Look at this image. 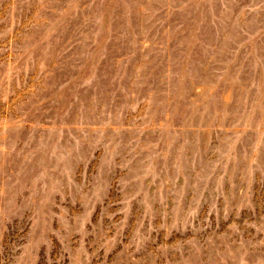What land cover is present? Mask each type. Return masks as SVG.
Here are the masks:
<instances>
[{
    "label": "rangeland",
    "instance_id": "rangeland-1",
    "mask_svg": "<svg viewBox=\"0 0 264 264\" xmlns=\"http://www.w3.org/2000/svg\"><path fill=\"white\" fill-rule=\"evenodd\" d=\"M0 264H264V0H0Z\"/></svg>",
    "mask_w": 264,
    "mask_h": 264
}]
</instances>
